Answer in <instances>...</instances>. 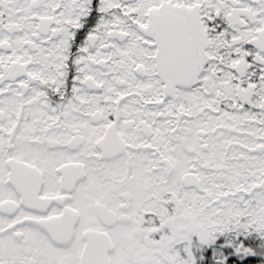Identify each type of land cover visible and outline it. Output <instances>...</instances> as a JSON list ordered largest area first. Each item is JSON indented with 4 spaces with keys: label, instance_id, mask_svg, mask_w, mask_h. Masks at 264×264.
Wrapping results in <instances>:
<instances>
[{
    "label": "snow or ice",
    "instance_id": "snow-or-ice-1",
    "mask_svg": "<svg viewBox=\"0 0 264 264\" xmlns=\"http://www.w3.org/2000/svg\"><path fill=\"white\" fill-rule=\"evenodd\" d=\"M0 264H264V0H0Z\"/></svg>",
    "mask_w": 264,
    "mask_h": 264
}]
</instances>
